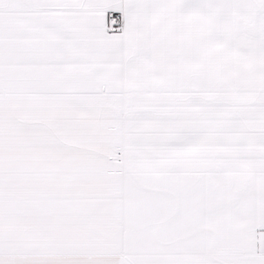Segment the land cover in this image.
<instances>
[{
  "label": "snow or ice",
  "instance_id": "1",
  "mask_svg": "<svg viewBox=\"0 0 264 264\" xmlns=\"http://www.w3.org/2000/svg\"><path fill=\"white\" fill-rule=\"evenodd\" d=\"M0 264H264V0H0Z\"/></svg>",
  "mask_w": 264,
  "mask_h": 264
}]
</instances>
